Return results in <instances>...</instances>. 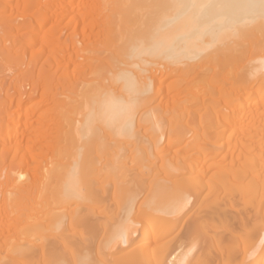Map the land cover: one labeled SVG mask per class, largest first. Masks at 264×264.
I'll return each instance as SVG.
<instances>
[{
	"label": "bare ground",
	"instance_id": "6f19581e",
	"mask_svg": "<svg viewBox=\"0 0 264 264\" xmlns=\"http://www.w3.org/2000/svg\"><path fill=\"white\" fill-rule=\"evenodd\" d=\"M7 1L0 264H264L262 0Z\"/></svg>",
	"mask_w": 264,
	"mask_h": 264
},
{
	"label": "rangeland",
	"instance_id": "374dc122",
	"mask_svg": "<svg viewBox=\"0 0 264 264\" xmlns=\"http://www.w3.org/2000/svg\"><path fill=\"white\" fill-rule=\"evenodd\" d=\"M13 1V2H12ZM12 1H7V3L6 4H8L9 3V5H11V6H13L14 5V3H16L14 0H12ZM20 12L19 11H16V10H8V11H5V13H4V20H14V21H17V20H21L22 19V17H20ZM186 230V229H185ZM185 232V231H184ZM183 232V233H184Z\"/></svg>",
	"mask_w": 264,
	"mask_h": 264
},
{
	"label": "snow or ice",
	"instance_id": "6c2138e0",
	"mask_svg": "<svg viewBox=\"0 0 264 264\" xmlns=\"http://www.w3.org/2000/svg\"><path fill=\"white\" fill-rule=\"evenodd\" d=\"M262 8H264V0H262Z\"/></svg>",
	"mask_w": 264,
	"mask_h": 264
}]
</instances>
